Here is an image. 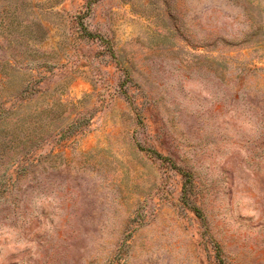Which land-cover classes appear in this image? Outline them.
Wrapping results in <instances>:
<instances>
[{"label":"rangeland","instance_id":"374dc122","mask_svg":"<svg viewBox=\"0 0 264 264\" xmlns=\"http://www.w3.org/2000/svg\"><path fill=\"white\" fill-rule=\"evenodd\" d=\"M0 264H264V0H0Z\"/></svg>","mask_w":264,"mask_h":264}]
</instances>
